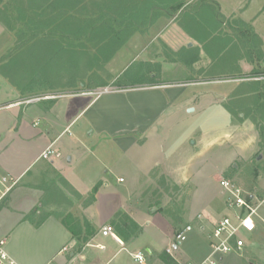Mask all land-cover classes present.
I'll return each instance as SVG.
<instances>
[{"label": "crops", "instance_id": "0c3cea01", "mask_svg": "<svg viewBox=\"0 0 264 264\" xmlns=\"http://www.w3.org/2000/svg\"><path fill=\"white\" fill-rule=\"evenodd\" d=\"M142 1L135 0L133 5L127 0H27L21 12L26 24L6 26L8 31L17 27L19 34L8 39L0 54V173L33 180L49 165L84 199L99 184L95 199L78 213L96 229L95 244L91 243L94 258L77 259L79 255L71 251L75 235L61 217L50 215L37 226L15 215L5 219L2 229L19 264H166L161 254L172 245L173 224L169 219L163 222L156 207L147 210L152 192L163 190L159 176L175 184L195 185L205 170L223 175L233 155L250 156L254 150L251 139H237L240 125L230 123V113L222 109L223 94L220 85L215 86L220 82L202 80L207 66L214 67L217 51L212 48L210 56L202 55L206 39L199 37L214 28L226 33L246 27L250 37L239 35L243 39L234 45L229 70L254 77L264 71V0H213L214 15L204 4L191 12L180 0H165L179 6L181 21L173 18L160 30L159 20L148 23L142 17L154 16V9L158 13L162 0ZM127 6L134 11L126 13ZM132 15L134 21L125 19ZM213 36L209 34L207 40ZM32 46L38 47L33 54L42 68L43 76L37 81H44L34 87L21 61L8 66V59ZM197 48L202 53L191 64L190 57L174 56L182 49L189 54ZM167 49L174 52L170 59ZM26 59L25 55L24 63ZM138 60L145 67L135 77L123 79L129 65ZM95 63L112 72V81L125 80L121 89L72 90L79 79L78 65ZM57 89L65 90L54 94ZM40 94L48 95L27 103L31 95ZM216 106L221 107L219 116L224 115L226 123H190L191 113L198 121ZM47 149L53 153L44 158ZM208 149L224 154L216 156L220 163L207 160ZM224 195L226 201V190ZM117 214L131 217L141 231L128 241L116 229L118 240L103 235L100 229L114 225ZM204 216L202 221L221 219ZM255 232L244 235L247 245ZM153 233L160 234V244L143 242ZM139 251L146 257L141 263L133 258Z\"/></svg>", "mask_w": 264, "mask_h": 264}, {"label": "rangeland", "instance_id": "374dc122", "mask_svg": "<svg viewBox=\"0 0 264 264\" xmlns=\"http://www.w3.org/2000/svg\"><path fill=\"white\" fill-rule=\"evenodd\" d=\"M137 1L140 2L142 0H136V2ZM164 1L165 0H162V2L159 3L158 13H156L155 9L152 11V15L155 14L154 16L142 17L148 23L152 20H159L158 30H160L164 24L172 22L173 18L181 21L179 6L175 5V7H172L171 4H167ZM192 1L193 0H180L179 2H181L182 6L183 4L185 5V9L189 7L191 12L195 11L200 4H204L206 9L211 11L212 15H214L216 5L213 0ZM26 2L27 0H0V54L5 52V46L10 42L8 39L14 37V34H19L16 31L17 27L12 31H8L7 27L11 28L15 25H22V23L26 24V19H22L21 17L22 8L25 7ZM127 2L134 5L135 0H127ZM189 2L190 5H188ZM166 5H169L171 8H167ZM125 11L126 13L131 12L134 11V8L132 6H127ZM209 14L207 15L209 16ZM187 15L188 12L183 16V19H185ZM109 18L112 19L113 17L110 16ZM127 18H130L131 21L135 19L134 15L126 16L125 19ZM114 20L116 21V17H114ZM130 23L132 22H128L127 25H130ZM226 28H231L230 21L227 23ZM209 34L214 36L207 40ZM225 34H227L226 37H224ZM240 34L241 36L243 34V38L244 35H247L248 38L250 37L249 31L246 27L241 25L239 30L235 32L232 30V32L224 33L223 29L219 30L214 28L212 32L204 31L202 36L200 35V40L202 38L206 39V41L202 40V49L204 50L202 55L210 56L213 49V51H217V59L213 64L214 67L209 69L210 64L207 66V71L204 70L206 73L203 75L204 79L202 80L205 82H220L219 84L216 83L215 86L218 87V85H220L219 87L223 94L221 100L222 109L224 108L230 113V123L240 125L238 131H235L237 139L240 140V138H243L244 141L247 138L251 139V142L254 144V150L251 152L250 156H243L241 154L233 155L231 163L225 168L222 173L223 175L217 172L214 173L211 169L205 170V172L196 177L194 181L195 185L189 183L185 185L175 184L172 180H167L159 176V183L163 187V190H161L160 187L158 191L152 192L153 195L147 209L148 212H151L153 207H156L155 212H159L158 217L161 218L163 222L167 224L168 219L172 222L173 231L172 234H169V238H171L170 243L175 241V234L183 226L186 224H191L193 226V232L183 244L182 249L179 248L173 251V254L169 253L166 249V252L174 259L173 264H184L190 259H201L206 254H209L210 248L209 246L207 248V244L213 225H215V222H218V218L222 219L224 216L233 213L224 199L225 190L220 183V181L224 179L240 187L249 203L256 208L254 217L255 219L257 218V229L255 234L249 237L251 241L241 252H230L225 254L218 264H264V219H262L264 218V79L258 78L264 76V71H257V75L254 77L245 75L244 72L238 71L235 74L230 72L229 62L231 53L235 51L236 48L234 45L237 42H241L243 39L240 38ZM14 49L15 48H10L11 51ZM37 49V46L22 49L21 55L18 56L16 54V56H12L8 59V66L12 67L16 66L13 65V62L17 63L21 61L22 66L26 69L27 75L32 76L29 85L33 87L36 84L44 83V81H37L40 75L43 76L41 74V64L36 63V58L34 59L35 56L33 53H35ZM202 49L197 48L189 54H186V50L184 49L177 53H174L170 49L167 50L170 52L168 55L169 59L173 57L171 56L172 53H174V56L197 57L199 59ZM240 49H242V47H240ZM25 55L28 58L26 59V63H24L23 60ZM211 60L212 59H209L208 62ZM143 66L145 67V64L141 63V61H133L129 65V69L125 71L123 79L128 80L129 78L135 77V75L139 74V70ZM219 69L221 71L218 72ZM77 73L79 79L75 85L76 88L72 90H83L85 88L95 87V89L100 88L98 89L99 93L105 88L121 89L125 83L123 79L112 81V72H108L105 65L101 64H79ZM34 78L36 80H33ZM18 82L23 84L25 81ZM238 82L240 83L239 85L236 84ZM67 83L68 82H66V84ZM63 90L65 89H57L55 92H53L54 90H41L39 92H53L54 94H58L62 93ZM68 90L71 89L68 88ZM46 95H31V98L26 99L28 101L26 102L31 103L39 100L34 98H41ZM219 107L220 106H216L215 111L211 110L207 113V118L204 114L198 121L194 118L195 112L191 113L190 123H226L225 116H219ZM216 111L217 117L215 119V117L212 118V114ZM205 155L207 160H210L211 163L214 164L221 162L217 161L218 159L215 161L216 156L218 155V157H221L224 154L220 151L208 149ZM80 197L81 195L74 191L60 174H57L51 166L46 165L43 167L42 174L39 177H35L33 180H19L10 194L2 200L0 218L2 213L3 215L0 219V235H7L4 234L2 229L4 225L3 222H5V219L8 220L11 217H15V215H20V220H29L32 222H38L44 217L56 215L64 220L66 219V222H68L69 226L74 230L81 229L80 234L75 236L74 244L71 245V251L79 255L77 259L80 260L81 257L83 261H91L92 257L94 258L92 244H95V240L93 239L96 229L88 220L80 216L78 217L81 207L85 206L86 202L89 201L90 193L85 199ZM195 208H200V211H195ZM69 214L77 218L79 222L68 219L67 216ZM192 214H194L193 218L189 216ZM205 214L218 220L208 218L206 221H202V216ZM85 222L87 223L85 224ZM118 222L119 219H115L113 222L114 225L112 223L108 224L115 226L116 229ZM103 227L100 229L101 231ZM158 235L160 236V234L153 233L150 238L146 235L143 242L153 243L154 246L155 244H160L161 238H159ZM244 235H246V233H244L243 236ZM164 241L166 240L164 239ZM153 260L152 257L151 261ZM77 262L82 264L81 261ZM90 264H93V262H90Z\"/></svg>", "mask_w": 264, "mask_h": 264}, {"label": "built area", "instance_id": "2783aa9c", "mask_svg": "<svg viewBox=\"0 0 264 264\" xmlns=\"http://www.w3.org/2000/svg\"><path fill=\"white\" fill-rule=\"evenodd\" d=\"M258 78L264 79V76ZM108 90L110 89L105 88L103 91ZM52 153V149H47L43 152L42 157L49 158ZM19 180V178L0 173V203L10 194ZM221 185L228 193L226 204L231 208L233 213L224 216L213 226L208 240V246L210 248L209 254L198 260L190 259L184 264H218L225 254L230 252H241L247 246L243 234L254 233L257 228L253 218L256 208H254L243 195V190L226 179L221 181ZM249 223L251 225L250 227ZM101 232L103 235H111L118 240L116 230L111 224L105 225ZM192 232L193 226L191 224H186L179 229L175 234V241L172 243L171 247L167 249L168 252L173 254V251L178 250V247H181ZM133 258L139 263L146 260L145 254L142 251L133 253ZM0 264H19L8 249L7 235H0ZM68 264L75 263L70 262Z\"/></svg>", "mask_w": 264, "mask_h": 264}, {"label": "trees", "instance_id": "16d2710c", "mask_svg": "<svg viewBox=\"0 0 264 264\" xmlns=\"http://www.w3.org/2000/svg\"><path fill=\"white\" fill-rule=\"evenodd\" d=\"M198 60L197 57L195 58H191L189 60H187V62H189V64H191L192 62ZM99 184L96 185L92 192L90 193V199L89 201L86 202V204H88L89 202L93 201L95 199V195L97 193ZM2 205V203H0V206ZM47 217H44L43 219H41L38 222H35V224L37 226H39ZM68 219H72L74 221H78L77 218H75L74 216H72L71 214H69L67 216ZM117 218L119 219V222L116 225V230L118 232V234L122 237V239L124 241H128L132 236H136L140 231H141V227L128 215L126 214H117ZM64 224L69 228V230L73 233V235H79L81 232V229L79 230H74L71 226H69L68 222H66V219H63ZM87 222H85L86 224ZM166 252V251H165ZM163 252L161 254V257L163 258V260L169 264H173L174 259L171 257V255H169V253H165Z\"/></svg>", "mask_w": 264, "mask_h": 264}, {"label": "snow or ice", "instance_id": "6c2138e0", "mask_svg": "<svg viewBox=\"0 0 264 264\" xmlns=\"http://www.w3.org/2000/svg\"><path fill=\"white\" fill-rule=\"evenodd\" d=\"M251 225H250V223H249V227H250Z\"/></svg>", "mask_w": 264, "mask_h": 264}, {"label": "water", "instance_id": "95a60500", "mask_svg": "<svg viewBox=\"0 0 264 264\" xmlns=\"http://www.w3.org/2000/svg\"><path fill=\"white\" fill-rule=\"evenodd\" d=\"M190 110H193V108H191Z\"/></svg>", "mask_w": 264, "mask_h": 264}]
</instances>
